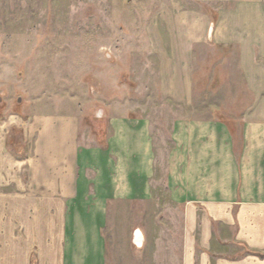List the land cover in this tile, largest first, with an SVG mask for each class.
<instances>
[{
  "label": "crops",
  "instance_id": "1",
  "mask_svg": "<svg viewBox=\"0 0 264 264\" xmlns=\"http://www.w3.org/2000/svg\"><path fill=\"white\" fill-rule=\"evenodd\" d=\"M165 10L151 24L171 30L156 51L164 94L193 107L195 48L216 45L233 49L252 99L237 123L212 110L172 122L165 185L182 228L170 236L173 256L154 264H264V0H172ZM79 122L68 113L13 122L24 156L0 123V264H108L112 205L154 198L150 121L114 115L84 145ZM148 235L134 230L138 253Z\"/></svg>",
  "mask_w": 264,
  "mask_h": 264
},
{
  "label": "rangeland",
  "instance_id": "2",
  "mask_svg": "<svg viewBox=\"0 0 264 264\" xmlns=\"http://www.w3.org/2000/svg\"><path fill=\"white\" fill-rule=\"evenodd\" d=\"M166 6L172 0H0V123L16 156H24L27 145L13 122L32 113L78 115L81 145L106 133L114 115L151 123L154 198L112 205L104 228L108 264L141 258L154 264L157 256H173L167 248L182 219L165 185L172 122L212 110L237 123L245 109L240 105L252 99L235 52L216 45L195 48L193 107L164 94L156 51L169 47L161 41L171 30L151 24ZM141 225L149 233L143 254L132 243Z\"/></svg>",
  "mask_w": 264,
  "mask_h": 264
}]
</instances>
